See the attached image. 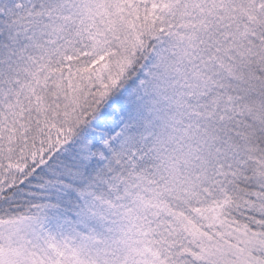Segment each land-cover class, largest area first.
<instances>
[{"label": "snow or ice", "instance_id": "6c2138e0", "mask_svg": "<svg viewBox=\"0 0 264 264\" xmlns=\"http://www.w3.org/2000/svg\"><path fill=\"white\" fill-rule=\"evenodd\" d=\"M0 264H264V0H0Z\"/></svg>", "mask_w": 264, "mask_h": 264}]
</instances>
